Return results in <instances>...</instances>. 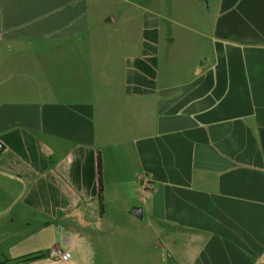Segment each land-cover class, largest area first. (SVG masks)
Listing matches in <instances>:
<instances>
[{"label":"crops","instance_id":"crops-1","mask_svg":"<svg viewBox=\"0 0 264 264\" xmlns=\"http://www.w3.org/2000/svg\"><path fill=\"white\" fill-rule=\"evenodd\" d=\"M98 255L264 264V0H0V264Z\"/></svg>","mask_w":264,"mask_h":264},{"label":"trees","instance_id":"trees-1","mask_svg":"<svg viewBox=\"0 0 264 264\" xmlns=\"http://www.w3.org/2000/svg\"><path fill=\"white\" fill-rule=\"evenodd\" d=\"M97 167H98V177H99V201H100V210L101 214L104 213V180H103V162L102 156L99 153L97 157ZM46 255L39 256L45 257Z\"/></svg>","mask_w":264,"mask_h":264},{"label":"built area","instance_id":"built-area-1","mask_svg":"<svg viewBox=\"0 0 264 264\" xmlns=\"http://www.w3.org/2000/svg\"><path fill=\"white\" fill-rule=\"evenodd\" d=\"M46 256L52 259L60 260L64 263H68L72 260V253L70 251H65L61 247L52 248Z\"/></svg>","mask_w":264,"mask_h":264},{"label":"rangeland","instance_id":"rangeland-1","mask_svg":"<svg viewBox=\"0 0 264 264\" xmlns=\"http://www.w3.org/2000/svg\"><path fill=\"white\" fill-rule=\"evenodd\" d=\"M97 257H98V264H99V259H101V256L98 255ZM100 264H101V262H100Z\"/></svg>","mask_w":264,"mask_h":264}]
</instances>
